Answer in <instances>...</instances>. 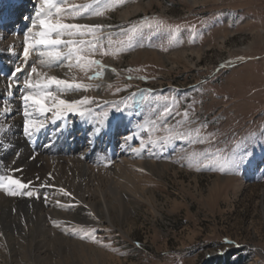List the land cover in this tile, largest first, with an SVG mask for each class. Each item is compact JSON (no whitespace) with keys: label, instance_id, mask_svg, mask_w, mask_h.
I'll return each instance as SVG.
<instances>
[{"label":"rangeland","instance_id":"rangeland-1","mask_svg":"<svg viewBox=\"0 0 264 264\" xmlns=\"http://www.w3.org/2000/svg\"><path fill=\"white\" fill-rule=\"evenodd\" d=\"M134 4L141 6L140 11L121 19L120 11ZM145 16L180 25L181 30L175 39L168 29L145 30L129 51L115 57L98 56L115 72L107 79L106 69L103 86L82 94L116 102L126 99L130 107L124 112L132 114L139 100V123L152 117L163 103L158 97L175 96L179 101L176 110H190L195 121L191 127L207 123L204 131L214 133L216 139L211 145L176 141L165 149L135 153L133 160H152L154 164L149 169L135 164L131 168L133 179L144 189V198L129 200L125 219L115 217L113 225L94 215L96 218L68 226L71 232L81 226L95 228L97 238L104 242L82 239L102 252L101 259L75 256L69 264H264V0H127L101 17L71 22L91 23L86 19L99 18L100 24L113 26V39L118 40L123 38L118 34L120 28ZM182 51H187L186 56ZM76 75L83 78L81 73ZM129 75L133 79L128 80ZM116 87L121 88L119 93H115ZM149 89L153 90L150 94ZM141 92L149 96L147 101L141 99ZM132 93L137 95L128 99ZM92 107L100 120L108 111L102 104ZM124 112H110L108 117L113 119L107 128L114 127L112 123ZM179 119L173 116L168 122L175 124ZM141 136L147 139V133H140L132 148L140 146ZM5 140L0 135V143L7 147ZM238 142H243L239 152L246 153L244 161L229 172L196 171L180 159L182 149L228 152ZM99 155L98 163L113 164L107 150ZM7 166L9 171L14 169L11 162ZM21 171V179L31 181L36 189L34 170ZM127 174L120 175L121 184H129ZM71 208L78 210L79 205L73 202ZM226 239L233 243H225Z\"/></svg>","mask_w":264,"mask_h":264},{"label":"bare ground","instance_id":"bare-ground-1","mask_svg":"<svg viewBox=\"0 0 264 264\" xmlns=\"http://www.w3.org/2000/svg\"><path fill=\"white\" fill-rule=\"evenodd\" d=\"M38 3L39 0H0V105L6 99L13 109L7 116L0 110V125H3L0 135L6 138L8 145L5 147L0 143L3 155H0V175L17 174V178L21 179L20 171L8 170V162L14 165V169H24L23 174L25 169H33L35 187L41 193V199L37 200L11 197L0 191V233H3L0 236V264H69V259L82 255L101 259L102 252L86 244L80 239V234H73L68 226L88 221L91 217L89 213L101 216L111 225L115 217L119 221L125 219L129 212V200L144 198V189L137 185L131 174L132 166L135 164L149 169L154 165L152 160H133L135 153L131 149L135 139L125 140L128 135L138 132L136 125L141 120L139 100L135 104L136 113L124 112L112 123L114 127L107 128L113 119L111 116L102 124L96 116L82 124L84 120L72 115L55 124L49 123L42 130L49 134L47 147L32 151L29 143L33 141H28L22 132L20 88L12 89L9 94L7 84L14 68L23 63L18 54ZM140 9L139 4L124 8L120 11V18L127 20ZM5 19L12 24L3 25ZM86 22L102 23L99 18L86 19ZM186 52L182 51V55L186 56ZM191 53L200 55L195 50ZM36 60L37 57L35 60L30 58L28 69ZM105 65L108 79L114 68L110 64ZM28 69L17 74L20 83ZM51 74L61 75L62 71L53 70ZM71 117H74V123ZM102 149L114 158L110 167L98 163ZM124 173H128V185L119 181ZM41 184L46 187L41 188ZM61 188L72 196H64ZM44 193L48 196L47 203L43 200ZM57 200L71 206L59 207ZM146 201L150 203L147 198ZM73 202L79 205L78 210L71 208ZM52 221H57L59 227L54 226ZM100 259L97 260L100 262Z\"/></svg>","mask_w":264,"mask_h":264},{"label":"snow or ice","instance_id":"snow-or-ice-1","mask_svg":"<svg viewBox=\"0 0 264 264\" xmlns=\"http://www.w3.org/2000/svg\"><path fill=\"white\" fill-rule=\"evenodd\" d=\"M127 0H90L89 3H73L70 0H39L31 25L23 35V63L14 68L7 88L9 94L11 90L20 88L19 100L22 105V132L28 141H33L49 123L55 124L70 115L82 120H88L96 116L95 105L101 104L108 108L102 113L103 119L98 121L104 123L110 112H124L130 105L128 100L121 99L119 102L109 100H99L96 97L81 95V93L95 89L99 90L103 85L105 70L107 66L102 59L103 56H118L129 51L138 36L145 30L161 31L168 29L172 38L175 39L180 32V25H168L158 17H142L139 21L133 22L127 28H120L118 34L122 39L114 40L111 29L112 25L100 23H78L77 21L85 17H101L106 11L122 6ZM195 30V26H192ZM11 50V49H10ZM33 56L37 57L35 63L28 69V62ZM27 75L22 83L17 80V74L25 72ZM61 70V75L51 74L53 70ZM115 72V69H112ZM128 71H131L129 69ZM76 73H81L83 78H78ZM147 79V77H140ZM133 79L132 76L127 77ZM96 82V83H93ZM112 87L111 84L108 85ZM128 85H125L127 88ZM121 88L116 87L115 93H119ZM153 90L149 89L150 94ZM137 93H132L128 99H133ZM141 99L147 101L149 96L140 93ZM76 97V98H74ZM157 100L163 101L159 107L154 109L152 117L143 119L136 125L138 132L125 137V140H134L140 133H147V139L141 136L139 147L132 148L134 153H141L142 150L151 152L153 148L165 149L176 141H184L188 144H209L216 139L215 134L205 132L207 123H200L196 127H191L195 123L191 119L190 110L185 108L183 112L177 109L178 99L168 96L158 97ZM110 106V107H109ZM0 110L7 116L13 109L8 100H4L0 105ZM179 116L175 124H169V119ZM188 125V127H185ZM3 125H0V130ZM99 131V129H96ZM243 142H238L236 147L225 152L221 149L214 151H187L182 149L183 155L180 159L184 160L188 167L195 168L196 171L211 170L221 173L238 169L244 161V155L239 152ZM33 159L35 157H32ZM11 171L19 172L20 169ZM144 171V169H140ZM51 176V173H49ZM32 182H25L14 175H0V191L11 197H24L41 199L39 189L31 187ZM46 187L45 184L40 185ZM60 192L64 196H72V193L61 188ZM43 200L48 202L47 193L43 194ZM59 207H70L60 200L56 201ZM90 216L96 218L94 214ZM54 226L59 227L57 221H52ZM73 234L84 232L80 239H91L95 243L104 242L96 236V229H85L81 226L74 228ZM3 233H0L2 236ZM139 243V242H137ZM225 243H233L225 240ZM110 246V242L108 245Z\"/></svg>","mask_w":264,"mask_h":264}]
</instances>
